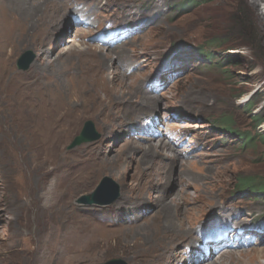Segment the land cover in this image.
I'll return each instance as SVG.
<instances>
[{"label":"rangeland","instance_id":"obj_1","mask_svg":"<svg viewBox=\"0 0 264 264\" xmlns=\"http://www.w3.org/2000/svg\"><path fill=\"white\" fill-rule=\"evenodd\" d=\"M186 1L2 0L9 12L0 8V62L16 81L20 78L16 93L24 100L16 114L6 112L7 121L11 127L13 116L34 101V89L48 85L44 98L55 96L56 108L68 106L61 111L67 112L70 130L47 170L60 166L73 179L88 182L64 195L40 169L21 172L25 186L19 173L0 169V251L5 245L6 264H37V244L81 218L104 228L109 240L102 245L98 239L104 236L95 234L85 264L113 259L171 264L173 254L178 261L172 264L215 255L220 264H264V195L256 198L238 186L247 179L264 184V122L256 124L264 117V2L184 6ZM87 4L92 11L79 13ZM78 17L87 25H79ZM106 26L130 28L133 37L116 45L90 40ZM28 50L37 58L27 71L19 70L17 62ZM158 76L160 86L154 84ZM153 118L161 122L162 133L169 131L177 140L145 137L146 123L152 133L162 134ZM89 120L100 138L69 149ZM244 134L253 141L244 144ZM15 150L7 155L20 156ZM104 177L113 180L118 196L108 205L86 204L83 198L93 199ZM30 185L44 188L37 195ZM63 205L70 221L61 224ZM237 227L251 231L237 234L236 242L251 236L254 244L230 249L225 243L218 252L207 243L209 234L236 235ZM181 231L193 239L179 236ZM167 243L168 252L158 251ZM162 252L165 258L158 257Z\"/></svg>","mask_w":264,"mask_h":264},{"label":"bare ground","instance_id":"obj_2","mask_svg":"<svg viewBox=\"0 0 264 264\" xmlns=\"http://www.w3.org/2000/svg\"><path fill=\"white\" fill-rule=\"evenodd\" d=\"M12 1L15 2L16 0H12ZM259 2H264V0H253V3H255L256 5ZM6 3L2 4V0H0V8L3 9L4 12L8 13L9 9L7 8L8 4ZM62 6H65V3ZM87 6L88 8L86 10H79L78 12L79 13L91 12L92 11L91 4H87ZM121 15L124 17H128V15L124 11L121 12ZM263 16H264V13L260 14V18H262V21L264 22ZM49 21L51 20L48 17L44 19V22L46 24H50ZM13 30L14 29H12V31ZM76 42H80L79 39H77ZM14 76L15 75L12 73V71H10L9 67H7L5 64L2 66L0 62V113L2 116L0 118V123H1L0 125V145H3V149L5 152V153L0 154L1 160L4 161V164L2 167H0V169H3V170L7 169L14 176H16L17 173H19L20 174L19 177H21V179H22L21 172L23 170L28 169L32 172L34 170L40 169L43 171L45 175L51 176V178L53 177V181L56 186L55 189H57L58 193L60 191V192H64V195L74 194L75 191L87 185L88 182L84 180H79V179L77 180V178L73 179L70 176L69 172L68 174H66L65 172H61L60 166L59 167L52 166L50 170H47V164L51 163V159L54 157H57V155L62 153V142L66 138L70 130L69 123H68V117L66 116L67 112L62 113L61 111L63 108L68 109V106L63 105L64 103H62L61 105L63 106H60V107L57 106V108L54 107L58 101L56 100L55 96H53L52 99L50 100H47L46 98H44L45 93L48 90L47 89L48 85H44L41 83L42 84L41 87L37 86L34 89V94H35L34 101L25 104L24 108L22 110H19V114L17 116H13V123H12V126L10 127V124L7 121L6 112L8 110H12L13 113L16 114L17 109L15 108L24 103L23 95L21 94V98H18L17 93H16V88H20V84H21L20 83L21 81L19 80L20 78L17 79L16 81L14 79ZM33 84L36 85L35 82H33ZM97 93L98 92H95V94ZM4 105L10 106V108L7 109L4 107ZM1 106H3V108H1ZM11 106H13L14 108H12ZM61 113L66 117L62 116ZM16 121L17 123H15ZM152 121L155 123L154 126H156V129L161 132V129H162L161 122H158L159 120H156L155 118H153ZM143 126L146 132L151 133L150 136H145V137L155 138V139L158 138V137H155L154 133L151 132L150 127L147 123L144 124ZM260 129L262 130V132H264V124L261 126ZM158 139L166 140L163 137L158 138ZM166 141L171 144V141L169 140H166ZM182 142H183V139L181 140V143ZM12 147H14L20 153V156H14L13 154L7 155L8 152L12 153L11 151ZM172 149L176 152V149L173 146H172ZM0 150H1V147H0ZM97 150L99 153H101L102 148H99V149L97 148ZM179 154L181 156V153ZM23 182L25 183L24 179H22V183ZM24 183H23V186H25ZM30 187L32 186L30 185ZM32 188H34V190L37 191V195H38L40 194L44 186H41L39 188L37 186H34ZM64 205L60 207L61 211L65 215L64 217H61V219H63L61 224L65 222L66 221L65 219L69 217V215L67 217V214L69 213L68 211L69 207L68 206L64 207ZM79 217L80 216L77 217L78 218L77 220H79ZM81 221L83 223H86L88 227L87 226L85 227L82 224V222H78V221L75 222L76 225L74 226L72 225L68 226L66 222V224L63 226V230L61 231V233H56L52 231L53 233H49L41 244L38 243L37 250L33 249V252L37 254L36 263L37 264H52V263H55V264H82L83 263L85 264L89 262L92 257L90 256L91 254H89V251L92 249L93 240L96 238L94 235L96 234L97 237L100 235L104 236L105 231H104V228H101L94 223L88 222L87 219L81 218ZM245 229L247 230V228ZM85 231H87L86 235L83 234ZM197 231H198L197 233H200L203 230L201 229ZM248 231H251V230L248 229ZM183 235H186L187 238L188 237L191 238V240L193 239V235L190 236V232L181 231L179 233V236H183ZM234 236H235L234 234H231L230 235L231 239L234 238ZM177 240L179 241V238ZM98 241L103 245L105 241H109V240L106 239L104 236V240L98 239ZM219 243H222V244L218 246ZM219 243H213V247H215L218 252H220L224 248L225 242H219ZM5 247L6 246L3 245L0 251V264H6L5 254L7 252V249H5ZM103 247L105 249V247L107 246H103ZM171 248H172L171 245L167 243L161 246V248H159L158 251L168 252V250ZM197 251L198 250H196L193 254H191L190 257L193 256ZM158 257L165 258L166 254H164V252L159 253ZM176 257L178 256L173 254L171 257H169V259L173 263V261L175 260L178 261ZM199 257H201V255ZM203 258H204L203 260L199 258H195V260L191 264H220L218 263L219 257L216 258V255L213 258L212 257L209 258V260L207 261H206V258H207L206 256H204ZM189 260L191 261L190 258ZM146 261H149V258Z\"/></svg>","mask_w":264,"mask_h":264},{"label":"water","instance_id":"obj_3","mask_svg":"<svg viewBox=\"0 0 264 264\" xmlns=\"http://www.w3.org/2000/svg\"><path fill=\"white\" fill-rule=\"evenodd\" d=\"M75 31L71 32L73 35ZM91 41H95L94 37L91 38ZM37 55L32 51L28 50L24 52L17 62V67L19 70L27 71L31 65L35 62ZM100 138V134L96 131L95 124L93 121H87L84 125L82 133L75 138L72 144L68 147L73 149L76 146H79L84 143H90L97 141ZM118 196V188L113 183V180L110 177H104L98 186L93 199L90 197H85L83 200L88 205L94 203L102 204H111L112 201ZM104 264H125L121 259H113Z\"/></svg>","mask_w":264,"mask_h":264},{"label":"trees","instance_id":"obj_4","mask_svg":"<svg viewBox=\"0 0 264 264\" xmlns=\"http://www.w3.org/2000/svg\"><path fill=\"white\" fill-rule=\"evenodd\" d=\"M195 1H202V3H205V2H212L214 0H189V1H186L183 3L184 6H188L189 4H194ZM264 122V117L263 118H259L257 121H256V124L258 126H260L262 123ZM228 126H231L230 123H227ZM247 134H244L243 136V141H244V144L247 143V141H253V138L251 137H245ZM250 179H247V181L245 182H241L238 186L242 187L241 188V192H245V191H252L254 192L256 195V198H260V194L261 195H264V184L260 185V186H257V185H254V182L253 180L249 181Z\"/></svg>","mask_w":264,"mask_h":264},{"label":"clouds","instance_id":"obj_5","mask_svg":"<svg viewBox=\"0 0 264 264\" xmlns=\"http://www.w3.org/2000/svg\"><path fill=\"white\" fill-rule=\"evenodd\" d=\"M96 35V34H95ZM156 79H159V76H158V78H156Z\"/></svg>","mask_w":264,"mask_h":264}]
</instances>
